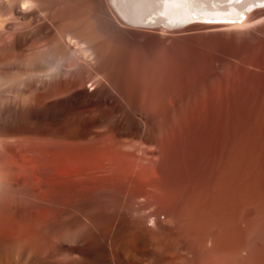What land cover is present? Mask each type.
<instances>
[{
    "label": "bare ground",
    "instance_id": "bare-ground-1",
    "mask_svg": "<svg viewBox=\"0 0 264 264\" xmlns=\"http://www.w3.org/2000/svg\"><path fill=\"white\" fill-rule=\"evenodd\" d=\"M52 2L0 0V264H264V3L83 0L24 32Z\"/></svg>",
    "mask_w": 264,
    "mask_h": 264
},
{
    "label": "rangeland",
    "instance_id": "rangeland-1",
    "mask_svg": "<svg viewBox=\"0 0 264 264\" xmlns=\"http://www.w3.org/2000/svg\"><path fill=\"white\" fill-rule=\"evenodd\" d=\"M52 1V0H51ZM56 1H57V3H56ZM63 1V2H62ZM75 1H76V3H75ZM82 2H83V0H81ZM81 1H79V0H61V4H60V0H54V2L55 3H53V9H52V11H51V13H50V17L48 18V19H44V18H40L39 16H36V15H32L31 17H29V19L28 20H30V21H28L27 22V26L25 25L24 27H23V31L24 32H28V33H30V32H33V31H36V30H38V29H41V30H43V31H46V32H49V31H53V29L50 27V26H48L47 25V21L46 20H48L49 21V19H52V21H54V23L55 24H59V21L60 20H66V19H70V18H77V17H79V16H81L82 14H84V15H87V14H91L92 13V11L91 10H87V9H81V4H82V2ZM100 1V3H101V5H102V7H101V10H104V9H107V3H108V1L109 0H99ZM70 3V4H69ZM75 3V4H74ZM56 4V5H55ZM76 5V6H75ZM78 5H80V6H78ZM57 6V7H56ZM59 6V7H58ZM61 6V7H60ZM70 6H72V8L70 7ZM74 7V8H73ZM77 7L79 8V9H77ZM57 8H58V10H57ZM60 8V9H59ZM65 9V10H64ZM74 9V10H73ZM81 9V10H80ZM64 10V11H63ZM70 12H69V11ZM60 11V12H59ZM73 11V12H72ZM85 11V12H84ZM56 12H58V13H56ZM53 13H55L56 15H58V16H60V17H58V16H56L55 14V16L53 15L52 16V14ZM77 13V14H76ZM62 14V15H61ZM71 14H73V16H71ZM80 14V15H79ZM114 14H116V13H114ZM64 15V16H63ZM66 15V16H65ZM70 15V16H69ZM76 15H78L77 17H76ZM36 16V17H35ZM75 16V17H74ZM115 16H117L116 18L117 19H119V20H123V18L122 17H120L119 15H115ZM62 17V18H61ZM10 22V21H9ZM198 28V29H197ZM219 28V27H218ZM201 28V30H204V31H206V32H204V31H202V32H199V30H200V28L199 27H194V28H190L188 31L189 32H187V38L188 39H185V40H183L184 41V43H183V41H180L178 44L180 45V46H190V45H192V46H204V47H214V48H222L221 47V45H223V44H226V45H228L229 44V42H224V43H222L220 46L218 45V41L216 40V43H214L215 42V38H217V36L214 34V33H216L217 32V30H219V29H223L224 27H222V28ZM33 29V30H32ZM209 29V30H208ZM211 29H212V32L213 33H211L210 31H211ZM216 29V30H215ZM30 30H32V31H30ZM200 30V31H201ZM216 31V32H215ZM197 32H199L200 33V35H199V33H197ZM211 33L212 34V36L213 37H211V38H213L212 40H213V42H212V40H211V38L209 37H206V33ZM194 33H197L198 35L195 37L194 36ZM201 33H204L203 35H205V36H201L202 34ZM208 33V35H210ZM217 34V33H216ZM189 35L191 36V38L189 37ZM196 35V34H195ZM207 35V36H208ZM218 35V34H217ZM194 37V38H193ZM203 37V38H202ZM193 38V39H192ZM220 37H218V39H219ZM190 39V40H189ZM189 41V42H188ZM210 44H209V43ZM221 42H223V40H222V38L221 39H219V43H221ZM144 42H141V41H139L137 44H135V46L134 47H136V45H137V47H140V48H142L143 46L145 47V48H148V46H149V44L148 43H146V44H143ZM139 44H141L140 46H139ZM195 44V45H194ZM207 44V46H205ZM216 44H217V46H219V47H217L216 46ZM148 45V46H147ZM147 46V47H146Z\"/></svg>",
    "mask_w": 264,
    "mask_h": 264
},
{
    "label": "snow or ice",
    "instance_id": "snow-or-ice-1",
    "mask_svg": "<svg viewBox=\"0 0 264 264\" xmlns=\"http://www.w3.org/2000/svg\"><path fill=\"white\" fill-rule=\"evenodd\" d=\"M229 3L233 2V0H228ZM244 0H235V3H243ZM261 3H264V0H261ZM241 16H243V13H241Z\"/></svg>",
    "mask_w": 264,
    "mask_h": 264
}]
</instances>
